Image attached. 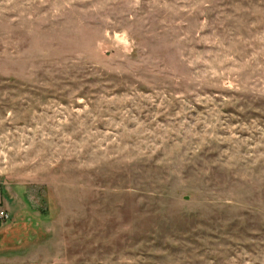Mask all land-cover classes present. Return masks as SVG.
Masks as SVG:
<instances>
[{
	"label": "rangeland",
	"instance_id": "1",
	"mask_svg": "<svg viewBox=\"0 0 264 264\" xmlns=\"http://www.w3.org/2000/svg\"><path fill=\"white\" fill-rule=\"evenodd\" d=\"M0 264H264V0H0Z\"/></svg>",
	"mask_w": 264,
	"mask_h": 264
},
{
	"label": "built area",
	"instance_id": "2",
	"mask_svg": "<svg viewBox=\"0 0 264 264\" xmlns=\"http://www.w3.org/2000/svg\"><path fill=\"white\" fill-rule=\"evenodd\" d=\"M5 216H7L5 211H0V219H5Z\"/></svg>",
	"mask_w": 264,
	"mask_h": 264
}]
</instances>
